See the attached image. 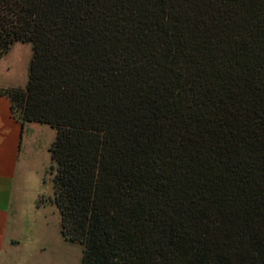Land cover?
Segmentation results:
<instances>
[{
  "label": "trees",
  "instance_id": "16d2710c",
  "mask_svg": "<svg viewBox=\"0 0 264 264\" xmlns=\"http://www.w3.org/2000/svg\"><path fill=\"white\" fill-rule=\"evenodd\" d=\"M15 43L81 264H264V0H0Z\"/></svg>",
  "mask_w": 264,
  "mask_h": 264
},
{
  "label": "rangeland",
  "instance_id": "374dc122",
  "mask_svg": "<svg viewBox=\"0 0 264 264\" xmlns=\"http://www.w3.org/2000/svg\"><path fill=\"white\" fill-rule=\"evenodd\" d=\"M32 46L15 43L0 59V85L25 88ZM55 131L26 123L24 145L8 207L7 240L0 264H81L83 247L62 238L60 214L52 203L54 173L49 147Z\"/></svg>",
  "mask_w": 264,
  "mask_h": 264
},
{
  "label": "crops",
  "instance_id": "0c3cea01",
  "mask_svg": "<svg viewBox=\"0 0 264 264\" xmlns=\"http://www.w3.org/2000/svg\"><path fill=\"white\" fill-rule=\"evenodd\" d=\"M10 87V85H0V88ZM10 108L9 99L0 95V250L6 242H9L6 238L8 207L13 199V185L23 151L26 126V124L22 126L14 119Z\"/></svg>",
  "mask_w": 264,
  "mask_h": 264
}]
</instances>
